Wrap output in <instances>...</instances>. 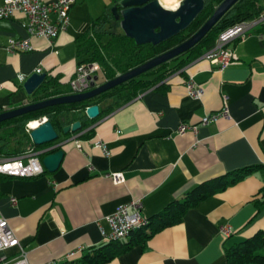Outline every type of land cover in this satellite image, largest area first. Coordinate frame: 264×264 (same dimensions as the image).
I'll return each instance as SVG.
<instances>
[{
	"label": "crops",
	"instance_id": "obj_1",
	"mask_svg": "<svg viewBox=\"0 0 264 264\" xmlns=\"http://www.w3.org/2000/svg\"><path fill=\"white\" fill-rule=\"evenodd\" d=\"M112 3L77 0L65 30L51 42L29 37L33 48L24 52L6 49L9 38H28L22 15L0 19V108L29 103L22 83L37 68L45 78H55L57 87L68 88L77 64V38ZM232 48L231 65L219 69L197 57L169 74L161 86L99 118L88 127L92 136L79 138L82 151L69 140L75 132L61 134L47 145L61 143L58 148L64 152L54 172L0 174V216L7 219L30 264H62L103 244L97 221L107 229L103 217L120 204L139 200L140 212L148 218L198 183L250 165L258 168L189 208L180 223L154 234L145 247L134 246L104 264H225V247L264 230V206L255 204L264 194V20ZM188 77L201 86L199 99L188 95ZM225 105L228 118L200 125L204 115ZM183 122L197 125V131L178 134ZM95 139L106 143L109 155L90 145ZM110 171H122L125 181L114 184L104 176ZM223 226L230 228L229 234L221 232ZM17 252L11 248L5 253L13 257Z\"/></svg>",
	"mask_w": 264,
	"mask_h": 264
},
{
	"label": "trees",
	"instance_id": "obj_2",
	"mask_svg": "<svg viewBox=\"0 0 264 264\" xmlns=\"http://www.w3.org/2000/svg\"><path fill=\"white\" fill-rule=\"evenodd\" d=\"M221 1L204 0L203 9L185 30L153 45L151 43L136 44L133 39L124 35L118 21L114 19L111 12V6L116 2V0H113L112 5L106 7L98 17L93 19L88 29L77 38V63L97 62L101 70L99 81L113 79L117 75L185 41L201 27ZM263 13L264 0H238L199 42L170 61L162 63L94 97L74 103L47 106L0 122V154L16 156L29 148L38 149L52 144L46 143L36 146L30 138L28 123L43 117L51 122L59 135L62 134L65 126L79 121L81 126L75 133L82 132L80 137L90 138L93 134V128L88 129V127L92 123L149 88L157 84L161 86L163 80L169 74L210 49L218 35L226 28L241 21L254 19ZM171 63L172 66H170ZM68 93V88L62 89L56 86L55 78L46 77L33 94L29 95L28 101L37 102ZM95 104L99 106V115L90 119L85 110L88 106ZM2 111L4 109L0 108V112ZM58 149L56 147L46 154ZM257 168V165L245 166L204 180L187 190L182 196L169 201L161 210L146 218V223L132 230L127 238L91 246L82 253L79 259L67 260L62 264H104L134 246L143 248L154 234L180 223L189 208L196 206L203 199L234 185ZM262 191L264 193V188ZM255 204L258 209L264 206V194L262 197L255 199ZM224 254L225 264H264V230H257L250 236L225 247Z\"/></svg>",
	"mask_w": 264,
	"mask_h": 264
},
{
	"label": "built area",
	"instance_id": "obj_3",
	"mask_svg": "<svg viewBox=\"0 0 264 264\" xmlns=\"http://www.w3.org/2000/svg\"><path fill=\"white\" fill-rule=\"evenodd\" d=\"M76 2L77 0H52L48 2L41 0H3L0 3V19H8L18 13L21 14L23 20L20 24L28 34V38L25 39L9 38L6 49L10 52L32 50L33 46L29 40V37L32 36L42 37L51 42L60 31L67 28L70 20V9ZM262 20H264V13L254 19L241 21L226 28L218 35L213 46L199 57L208 59L211 64L216 65L219 69L231 65L235 59L232 43L242 39L253 26ZM40 70V68H37L35 72L40 73ZM99 72L101 70L97 62L77 63L73 76L68 81L69 93H83L92 88V83L95 86L101 83L98 76ZM96 76H98L97 80H95ZM23 78V76H20V80H23ZM184 84L189 96L194 99H199L202 96L201 86L192 77H188ZM228 117V108L225 105L219 111L204 115L200 120V125H206L219 118ZM45 120L47 119L43 117L37 121L43 122ZM29 124L27 125L28 129ZM197 128L198 126L195 124L183 122L178 125L176 132L183 134L187 130H191L195 133ZM81 134L82 132H78L69 139L74 141L75 147L79 151H82L83 148L82 141L79 139ZM88 142L91 146L99 148L105 155H109L107 145L102 140L95 139ZM56 145L44 146L39 149L29 148L16 156L0 154V174L15 177H35L42 174L45 170L41 162L42 156L56 148ZM104 176L110 178L114 184H121L125 181L122 171H110ZM11 201L15 202V199L11 198ZM140 208L141 202L139 200L118 205L112 213L103 217L108 225L107 229L97 221L102 239L105 242L123 240L128 237L132 230L145 224L146 218L141 214ZM221 232L227 235L230 233V228L223 226ZM11 248H17L18 251L13 257H9L5 253ZM76 252L74 251L68 256H73ZM0 264H30L27 259V251L21 246L18 238L9 227L7 219L2 216H0ZM42 264L56 263L47 261Z\"/></svg>",
	"mask_w": 264,
	"mask_h": 264
},
{
	"label": "water",
	"instance_id": "obj_4",
	"mask_svg": "<svg viewBox=\"0 0 264 264\" xmlns=\"http://www.w3.org/2000/svg\"><path fill=\"white\" fill-rule=\"evenodd\" d=\"M237 1L238 0H222L216 5L213 13L201 27L185 41L117 75L113 79L105 80L96 86L92 83V88L83 93H68L4 110L0 112V122L47 106L74 103L94 97L162 63L170 61L199 42ZM164 4V0H116L111 6V12L114 19L118 21L119 27L125 36L133 39L136 44L151 43L155 45L185 30L203 9L204 0H178V4L174 8L165 7ZM44 79L45 73L38 72H33L26 77L22 86L27 95L33 94ZM97 79L98 76L95 77V80ZM85 112L90 119L96 118L99 115V106L96 104L90 105L86 108ZM80 126V122L76 121L65 126L62 130V134L75 132ZM29 135L36 146L53 143L58 140L60 136L48 120L38 122L34 127H29ZM60 145L61 143L57 144L56 147ZM63 154V150L59 148L54 152L44 155L41 159L44 169L47 172H54L57 170L62 161Z\"/></svg>",
	"mask_w": 264,
	"mask_h": 264
},
{
	"label": "bare ground",
	"instance_id": "obj_5",
	"mask_svg": "<svg viewBox=\"0 0 264 264\" xmlns=\"http://www.w3.org/2000/svg\"><path fill=\"white\" fill-rule=\"evenodd\" d=\"M164 5L168 8L170 7H174L177 3H178V0H164ZM35 125L38 124V122H34Z\"/></svg>",
	"mask_w": 264,
	"mask_h": 264
},
{
	"label": "rangeland",
	"instance_id": "obj_6",
	"mask_svg": "<svg viewBox=\"0 0 264 264\" xmlns=\"http://www.w3.org/2000/svg\"><path fill=\"white\" fill-rule=\"evenodd\" d=\"M98 76L101 77V72L98 73ZM34 122H38V121L37 120L31 121L30 124H29L30 127H34L35 126Z\"/></svg>",
	"mask_w": 264,
	"mask_h": 264
}]
</instances>
